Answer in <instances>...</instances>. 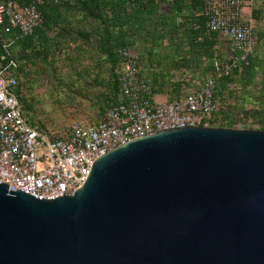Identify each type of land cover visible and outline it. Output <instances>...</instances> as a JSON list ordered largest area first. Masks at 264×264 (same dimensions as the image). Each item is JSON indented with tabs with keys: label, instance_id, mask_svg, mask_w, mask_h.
I'll list each match as a JSON object with an SVG mask.
<instances>
[{
	"label": "water",
	"instance_id": "1",
	"mask_svg": "<svg viewBox=\"0 0 264 264\" xmlns=\"http://www.w3.org/2000/svg\"><path fill=\"white\" fill-rule=\"evenodd\" d=\"M0 264H264V131L135 139L56 200L0 184Z\"/></svg>",
	"mask_w": 264,
	"mask_h": 264
},
{
	"label": "trees",
	"instance_id": "2",
	"mask_svg": "<svg viewBox=\"0 0 264 264\" xmlns=\"http://www.w3.org/2000/svg\"><path fill=\"white\" fill-rule=\"evenodd\" d=\"M8 1L21 6L36 5L43 16L42 25L27 37H22L8 21L0 25V63L17 78L16 94L27 109L39 106L38 102L33 104L36 97L32 94L40 83L37 75L42 76L50 67L58 81L55 65L62 62L77 76V81L67 85L70 90L66 92L87 99L88 94L77 82L87 76L93 78L86 83L97 87L100 114H104L120 97L118 49L129 48L143 56L153 79V93L171 100L181 97L190 86L187 79L172 81L174 74L200 72L204 82L222 73L214 89L219 110L209 125L236 129L240 122L252 119L264 131V48L261 52L258 49L259 43L264 44V31L256 42L253 28V56L248 63L234 65L231 44L227 41L228 51L224 46L226 39L208 29L205 0ZM252 16L256 22L264 21V6L254 8ZM169 49L172 56L167 53ZM226 64L230 65L228 74L224 73ZM235 98L243 103H230ZM247 103L253 104L251 109H246ZM24 115L29 123L47 130L40 111H35L33 118Z\"/></svg>",
	"mask_w": 264,
	"mask_h": 264
},
{
	"label": "built area",
	"instance_id": "3",
	"mask_svg": "<svg viewBox=\"0 0 264 264\" xmlns=\"http://www.w3.org/2000/svg\"><path fill=\"white\" fill-rule=\"evenodd\" d=\"M252 4L253 0H205L208 29L231 44L234 65L248 63L255 52L253 27L243 17ZM5 21L27 37L42 25L43 16L36 5L0 0V25ZM118 57V102L107 107L95 124H73L68 138H56L53 131L28 122L16 94L18 80L0 63L1 185L39 200L73 196L93 162L111 150L157 133L210 126L219 110L214 89L222 73L187 87L181 97L171 100L153 93L152 76L138 53L120 48ZM223 68L228 74L230 65Z\"/></svg>",
	"mask_w": 264,
	"mask_h": 264
},
{
	"label": "rangeland",
	"instance_id": "4",
	"mask_svg": "<svg viewBox=\"0 0 264 264\" xmlns=\"http://www.w3.org/2000/svg\"><path fill=\"white\" fill-rule=\"evenodd\" d=\"M261 6H264V0H253L252 6L248 9V14L243 15V17L254 28L256 42H259L260 33L261 31H264V21L261 20L260 22H256L253 20L252 13L254 8H260ZM224 43L225 48L229 51L230 45L227 40ZM263 48V42L259 43L258 49L260 52L263 51ZM165 52L167 51H164L163 53ZM167 53L170 56L173 54L170 49ZM55 67L57 68L60 79H58V81L55 80V75L51 73L52 69L50 67H47V70L42 72V76L38 77L37 75L40 83L35 86V90L32 94L36 97L33 104L38 102L39 106L33 105L30 109H27L21 103L23 112L26 113L28 117L33 118L35 111H40V116L43 118L47 130L53 131V136L69 134L71 126L75 123L82 122L87 125L97 123L100 119L99 117L103 114H100L99 102L96 97L95 90L97 87L88 84L93 81V78L87 76L84 80L82 79L77 82V85L88 94L87 99H84L79 95L72 96L70 93L66 92L70 90L67 85H69L72 80L77 81V76L68 69V67L64 66L62 62L56 63ZM105 74L108 75L109 73L106 71ZM183 79H187V82H190L189 85L191 87L200 82V84H202L205 77H203L200 72H184L183 74H174L172 81H180ZM86 81L88 83H86ZM59 83H61L62 86H59ZM29 97L31 98V95L28 94V98ZM231 102L234 103V105L238 103V106L243 103L237 98L231 99L230 103ZM252 105L253 104L251 103H247L245 107L246 109H251ZM238 110V112H242L240 108H238ZM242 116L241 113V117ZM236 129L259 130V126L254 124L252 119H248V121L240 122Z\"/></svg>",
	"mask_w": 264,
	"mask_h": 264
},
{
	"label": "crops",
	"instance_id": "5",
	"mask_svg": "<svg viewBox=\"0 0 264 264\" xmlns=\"http://www.w3.org/2000/svg\"><path fill=\"white\" fill-rule=\"evenodd\" d=\"M245 14H248V9L245 10ZM39 48L41 49V47L39 46ZM31 53V52H29ZM100 118V117H99Z\"/></svg>",
	"mask_w": 264,
	"mask_h": 264
}]
</instances>
